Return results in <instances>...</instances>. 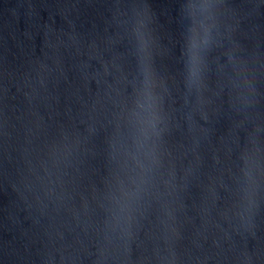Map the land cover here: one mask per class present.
Masks as SVG:
<instances>
[{
	"label": "water",
	"instance_id": "95a60500",
	"mask_svg": "<svg viewBox=\"0 0 264 264\" xmlns=\"http://www.w3.org/2000/svg\"><path fill=\"white\" fill-rule=\"evenodd\" d=\"M0 264H264V0H0Z\"/></svg>",
	"mask_w": 264,
	"mask_h": 264
}]
</instances>
